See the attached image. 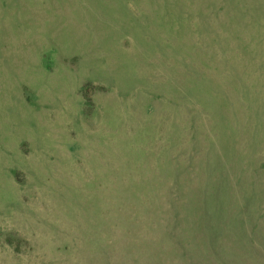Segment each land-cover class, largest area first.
Masks as SVG:
<instances>
[{
    "label": "rangeland",
    "instance_id": "obj_1",
    "mask_svg": "<svg viewBox=\"0 0 264 264\" xmlns=\"http://www.w3.org/2000/svg\"><path fill=\"white\" fill-rule=\"evenodd\" d=\"M0 264H264V0H0Z\"/></svg>",
    "mask_w": 264,
    "mask_h": 264
}]
</instances>
